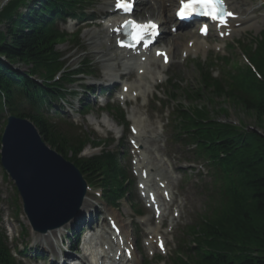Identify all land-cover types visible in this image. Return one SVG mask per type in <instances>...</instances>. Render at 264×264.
<instances>
[{
  "label": "trees",
  "instance_id": "16d2710c",
  "mask_svg": "<svg viewBox=\"0 0 264 264\" xmlns=\"http://www.w3.org/2000/svg\"><path fill=\"white\" fill-rule=\"evenodd\" d=\"M73 2L31 0L24 5L26 12L23 13L17 10L20 2L16 0L0 12V24L6 22L4 30H0V57L9 64L0 59V112L4 105L16 114L23 112L16 108L14 101L31 85L28 75L50 78L54 63L53 45L59 37L52 20L54 16L66 12ZM11 65H19L24 70L16 71ZM248 80L253 82L256 79L250 74ZM201 85L197 90L185 91L190 100L208 98V104H212L213 97L222 96L256 118H264V85L258 91L257 99L252 100L237 98L210 82L202 81ZM212 112L218 115L215 107ZM194 113L199 119L208 120L206 124L200 123V127L206 129L201 136L211 141L212 156L219 162L224 174L227 171L225 164L229 166L226 177L237 181L238 185L220 218L204 228L206 237L210 238L211 251L200 254L198 260L183 264H264V137L255 131L216 123L209 119L211 115L205 107ZM23 114L32 118L43 139L53 149L67 154L66 149L71 147L53 134L42 117ZM219 154H222L221 158ZM73 161L85 174L104 171L106 185L112 183L110 177L115 175L113 166L106 167L97 160L89 164H85L84 160ZM0 264H13L1 239Z\"/></svg>",
  "mask_w": 264,
  "mask_h": 264
},
{
  "label": "water",
  "instance_id": "95a60500",
  "mask_svg": "<svg viewBox=\"0 0 264 264\" xmlns=\"http://www.w3.org/2000/svg\"><path fill=\"white\" fill-rule=\"evenodd\" d=\"M0 161L15 181L32 227L58 226L78 208L85 190L83 179L70 163L44 146L27 121L9 119Z\"/></svg>",
  "mask_w": 264,
  "mask_h": 264
},
{
  "label": "rangeland",
  "instance_id": "374dc122",
  "mask_svg": "<svg viewBox=\"0 0 264 264\" xmlns=\"http://www.w3.org/2000/svg\"><path fill=\"white\" fill-rule=\"evenodd\" d=\"M252 1L259 2L262 0H252ZM2 2H3V0H0V4ZM260 10L262 11V9H260ZM21 12L25 13L26 11L23 9V10H21ZM263 13H264V11H263ZM5 24H6V22H4L3 24H0V30H2V31L4 30ZM78 26H79V24L73 25V26L70 25L69 32L77 30ZM88 30H92L94 32H99L101 30V28H88L87 30L82 32V34L80 35V39L75 44L68 42V43L58 45L57 48H59L60 50L68 51L67 56L71 57L69 62H71L72 64H75L81 58H83L84 56H87V58L92 61V64L94 65L95 69L96 68L98 69L100 67V64L99 65L94 64L96 59L89 56L90 51L85 47L86 40L83 38V35ZM79 47H82L83 49H85L83 53H78L77 50ZM235 59L242 62V60L240 59L239 56H237ZM178 78L182 81L181 84L179 83V85L181 86V89L178 93V101L180 103L184 102L187 105V102H190V101H187L183 98L182 92L185 89H195L198 86V79H197V73H196L195 67L189 66L187 68V70L185 72H183V74L179 75ZM90 99H92V98L90 97ZM212 100L214 101L212 104H208V98H205L201 102H196L194 104H196V105L197 104L198 105L204 104L205 108L209 111V114L211 116H213L211 118L214 119L215 121L218 120L221 122H226V123H229L233 126L235 125L238 128H240V126H242V128L240 130L255 131L264 137V118H256L255 116H253V114L241 110V108H239L238 105H236L230 101L225 100L222 96H215V97H213ZM213 107H215L216 111L218 112V115H215L212 112ZM66 114L69 116V120L71 122L76 121V122L84 125V127H86L87 129L94 130V126L93 125L90 126V122L88 120H85V119L78 117L73 112L71 115V111H68V110L66 111ZM95 133L98 136L101 135L98 132H95ZM110 134H111V136H114V137H117L119 135V134L116 135L113 132H111ZM163 143H164V134H162V135L160 134V135H158V144L157 145H159L161 148H163L165 153H170L171 156H173V151L176 150L175 146H171L167 143H166V145H164ZM122 144L124 146V150H126L129 147V146H127L126 140L124 138L122 140ZM162 145H164V146H162ZM86 151L90 154L97 152V151L93 150L91 147L87 148ZM166 166H171V163H170V165L167 164ZM0 188L2 190V197H4V199H5L3 204H2V207H1L2 212L8 213L10 215L11 212H13V208H11V206H10V198L12 196L10 181L9 180H3L0 177ZM97 201L101 202L100 200H97ZM123 202L124 201L120 202V204H119L120 208L118 210H112L108 207H105L103 204L100 205V207H102V210H105V214L107 213V214L113 215V216L117 215V214L120 215L121 208H122V210L126 209V205H124ZM105 214H103L102 216H104ZM18 220L20 223H23L22 215L19 216ZM10 224L13 228L17 229L18 222L16 220L11 221ZM171 244L172 243L170 242L169 245H171ZM22 262H24V264L28 263L25 259H22Z\"/></svg>",
  "mask_w": 264,
  "mask_h": 264
},
{
  "label": "bare ground",
  "instance_id": "6f19581e",
  "mask_svg": "<svg viewBox=\"0 0 264 264\" xmlns=\"http://www.w3.org/2000/svg\"><path fill=\"white\" fill-rule=\"evenodd\" d=\"M235 0H230V3L232 4L233 7H236L237 5H234L233 2ZM145 3L144 1H141L140 4H143ZM146 3H148V1H146ZM147 5V4H146ZM162 11H163V6H162ZM164 12H167L166 10ZM251 19L252 17L249 18H245L242 20V29H245L246 25L248 24V22H251ZM89 44L92 45L94 47V53L97 55L98 57V62L102 64V67H103V70H104V77H111V76H115L116 75V65H117V62L115 63H112L111 61H116L117 59V56H113L111 55L110 53V45L108 44L107 41H109L107 39V31L105 32H102V37L100 36H97V37H89ZM105 44V47H102V45ZM200 47V44L199 43H195L193 48L194 49H198ZM172 50V53H173V49ZM111 62V64L109 63ZM153 71V70H151ZM141 80H144L146 82H149V79L147 76H143L140 78ZM154 80V79H153ZM129 88V91H135V90H138L141 91V92H145L146 89H144L143 87L133 83L132 85H129L128 86ZM130 117H132V122L133 124L137 127V128H140L141 130V134H139V138L137 139V143H139L143 148L144 150V154L148 157L149 154H151L150 151H148V147H146V144L148 143L149 145H153L154 144V137L151 135V128H146L145 127V124H144V121L141 120L140 118H136L137 117V114L135 113L134 114V111H130L129 113ZM95 119L94 118H91L90 121L92 123H97L98 125H107V126H110V122H109V119H108V116L104 115L101 117V119L97 120V121H94ZM144 155V156H145ZM144 159L143 158L140 163L141 165L143 166V162H144ZM154 159L159 162L155 157ZM157 169H159V172L161 174H165V171L162 167L161 164H159V166L157 167ZM155 170V169H154ZM89 204H91V200L89 199V195L86 193L84 198H83V201H82V205H81V211H83V209L88 206ZM119 227L121 228V230H123V226L122 225H119ZM60 228L58 229H55V230H50V231H47L46 233L44 234H38V237L35 238V241L34 243H42L43 245L45 244L46 246L50 243V245L52 246L53 249H56V245L53 244L51 242V238L50 236L52 235V237H57V235L60 233ZM103 244H109V242H107L104 237H102V242H101V245ZM75 259H78L81 261V264H83V256L80 255L78 257H75ZM134 259V258H133Z\"/></svg>",
  "mask_w": 264,
  "mask_h": 264
},
{
  "label": "snow or ice",
  "instance_id": "6c2138e0",
  "mask_svg": "<svg viewBox=\"0 0 264 264\" xmlns=\"http://www.w3.org/2000/svg\"><path fill=\"white\" fill-rule=\"evenodd\" d=\"M116 7L126 12L129 11L127 0H117ZM193 11H195L197 14L210 17L220 26H226L228 19L233 17V13L228 11L225 6V0H187V2H184V0H182V6L178 15L184 17L186 14H190ZM126 24L132 25L134 30L133 39L136 43H139L145 38V36L148 34V29L154 30L156 28V25L154 23L141 25L136 24L132 21H128L126 22ZM202 31L206 32V28L202 29ZM161 247H163L162 244Z\"/></svg>",
  "mask_w": 264,
  "mask_h": 264
}]
</instances>
